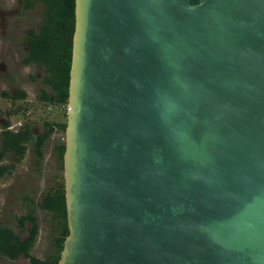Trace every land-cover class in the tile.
Here are the masks:
<instances>
[{"label":"water","instance_id":"water-1","mask_svg":"<svg viewBox=\"0 0 264 264\" xmlns=\"http://www.w3.org/2000/svg\"><path fill=\"white\" fill-rule=\"evenodd\" d=\"M57 264H264V0H75Z\"/></svg>","mask_w":264,"mask_h":264},{"label":"rangeland","instance_id":"rangeland-1","mask_svg":"<svg viewBox=\"0 0 264 264\" xmlns=\"http://www.w3.org/2000/svg\"><path fill=\"white\" fill-rule=\"evenodd\" d=\"M42 19L43 4L40 2L32 9H26L23 0H0V151L7 121H10V129L19 130L30 124L42 133L46 121L60 122L66 117L61 105L41 98L43 90L52 93L44 82L45 67L24 62L29 49L28 31L38 29ZM20 91H24L26 97L15 96ZM5 92L11 96L6 97ZM65 140L66 133L56 131L43 146L42 157L37 156L31 142L24 155L10 152L0 159V166L9 167L0 178V226H10L26 238L28 232L20 226L19 218L33 213L39 232L31 254L41 259H47L55 252L54 238L59 236L56 219L39 204L46 193L64 183V169L57 147ZM26 225L29 229L30 224ZM0 264L31 262L24 256L11 260L0 255Z\"/></svg>","mask_w":264,"mask_h":264},{"label":"trees","instance_id":"trees-1","mask_svg":"<svg viewBox=\"0 0 264 264\" xmlns=\"http://www.w3.org/2000/svg\"><path fill=\"white\" fill-rule=\"evenodd\" d=\"M26 9H32L36 2L43 4V19L38 29L28 31L27 42L28 53L24 59L27 64L36 63L46 69L45 84L49 85L52 93L43 90L42 100L59 104L63 107L67 117L69 98L70 69L72 61V44L75 29V0H23ZM6 97L11 95L5 92ZM26 97L24 91L17 95ZM44 123V131L38 133L30 124H25L19 130L10 129V121L4 125L3 143L0 151V159L7 153L14 152L20 156L24 155L28 143H33L38 157L43 155V146L50 136L56 131L65 133L67 121ZM58 156L63 164L65 143L57 147ZM8 166H0V178L8 171ZM40 207L51 213L56 219V229L59 236L54 238L55 252L47 259H41L31 254L34 247L39 225L37 217L29 213L19 218L20 226L26 229L28 236L16 232L7 225L0 226V255L11 260L21 256L29 258L31 264H57L64 246V241L69 234L65 185L64 183L44 195ZM27 223L30 228H27Z\"/></svg>","mask_w":264,"mask_h":264}]
</instances>
